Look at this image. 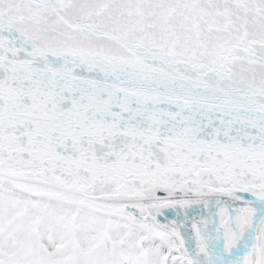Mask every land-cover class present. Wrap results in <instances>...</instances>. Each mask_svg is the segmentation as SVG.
Returning a JSON list of instances; mask_svg holds the SVG:
<instances>
[{
	"label": "snow or ice",
	"instance_id": "snow-or-ice-1",
	"mask_svg": "<svg viewBox=\"0 0 264 264\" xmlns=\"http://www.w3.org/2000/svg\"><path fill=\"white\" fill-rule=\"evenodd\" d=\"M0 264H264V0H0Z\"/></svg>",
	"mask_w": 264,
	"mask_h": 264
}]
</instances>
